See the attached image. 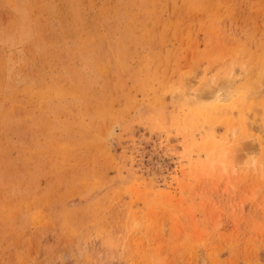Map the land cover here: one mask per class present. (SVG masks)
<instances>
[{"label":"rangeland","instance_id":"obj_1","mask_svg":"<svg viewBox=\"0 0 264 264\" xmlns=\"http://www.w3.org/2000/svg\"><path fill=\"white\" fill-rule=\"evenodd\" d=\"M0 264H264V0H0Z\"/></svg>","mask_w":264,"mask_h":264},{"label":"bare ground","instance_id":"obj_2","mask_svg":"<svg viewBox=\"0 0 264 264\" xmlns=\"http://www.w3.org/2000/svg\"><path fill=\"white\" fill-rule=\"evenodd\" d=\"M214 86V85H213ZM216 87V86H215ZM213 87H211V89H212ZM214 91V90H213ZM233 92H235V91H233ZM231 90H222L220 93H219V96H218V104H216L215 106H213L212 105V107H211V110H208V114H205V115H210L211 114V112L212 113H214V112H221V114H223V115H229L230 113L231 114H233V112L235 111V110H233V107H235L234 105L235 104H233L234 103V100H236V99H234L235 97H234V93H233ZM214 93V92H213ZM239 93V92H238ZM216 96V97H217ZM212 99H214L213 97H212ZM239 100L240 99H243V96L242 97H239L238 98ZM188 101V100H187ZM242 101V100H241ZM193 102V101H192ZM196 102V101H195ZM243 102V101H242ZM238 103H240V101L239 102H236V104H238ZM243 104V103H242ZM241 104V105H242ZM232 105H233V107H232ZM240 105V104H239ZM238 106V105H237ZM242 107H243V105H242ZM235 109V108H234ZM245 109V108H244ZM243 108L241 109V111H243L244 110ZM201 112V111H200ZM235 114V113H234ZM237 114V113H236ZM243 114H244V112H243ZM241 115H242V112H241ZM240 115V116H241ZM211 116H212V114H211ZM205 117V116H204ZM213 117V116H212ZM236 118H237V116H235ZM243 117V115L241 116V118ZM201 118V117H200ZM238 120V119H237ZM238 122V121H237ZM237 126V125H236Z\"/></svg>","mask_w":264,"mask_h":264}]
</instances>
